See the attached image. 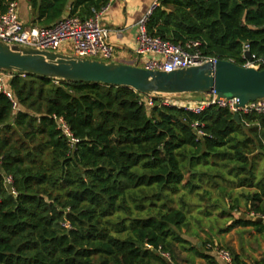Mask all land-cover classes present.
Segmentation results:
<instances>
[{
    "label": "trees",
    "instance_id": "1",
    "mask_svg": "<svg viewBox=\"0 0 264 264\" xmlns=\"http://www.w3.org/2000/svg\"><path fill=\"white\" fill-rule=\"evenodd\" d=\"M109 2L27 0L29 22L49 26L67 11L84 20ZM158 2L151 36L198 41L204 56L238 65L247 44L264 68V0ZM4 72L17 108L0 92V264H222L212 240L184 236L197 234L187 194L231 198V215L239 190L246 214H264L263 113H195L126 86ZM237 225L264 230L250 217L221 230ZM229 251L231 264H247Z\"/></svg>",
    "mask_w": 264,
    "mask_h": 264
},
{
    "label": "water",
    "instance_id": "2",
    "mask_svg": "<svg viewBox=\"0 0 264 264\" xmlns=\"http://www.w3.org/2000/svg\"><path fill=\"white\" fill-rule=\"evenodd\" d=\"M245 56L253 58L249 50L245 51ZM0 70L60 81L126 86L152 97L191 99L214 93L217 98H236L239 106L264 98V68L238 65L224 59L163 71L141 67L137 61L126 64L0 41ZM238 117V113H234V118ZM254 220L261 221L260 218Z\"/></svg>",
    "mask_w": 264,
    "mask_h": 264
},
{
    "label": "built area",
    "instance_id": "3",
    "mask_svg": "<svg viewBox=\"0 0 264 264\" xmlns=\"http://www.w3.org/2000/svg\"><path fill=\"white\" fill-rule=\"evenodd\" d=\"M158 4V0L153 1L150 8L138 22L135 47V54L138 57L137 64L138 61L142 60L143 66L141 67L171 71L216 59L204 56L199 51L200 43L198 41H188L181 45L148 34L145 24L152 9ZM107 6L108 4L98 11L93 10L92 15L84 20L76 16L65 15L49 26H25L18 14L17 1L12 0L8 2L6 10L0 12V41L7 44H22L36 49L53 51H57L65 42H70L72 55L108 60L114 54V46L108 40V30L102 23L101 16ZM246 50H248L247 44L243 47L242 56L245 59L243 66L260 69L261 62L248 59L245 56ZM10 76V73L0 70V92L8 97L12 102L13 108H17L13 93L7 86V79ZM146 97L147 103L152 104L153 97L149 95H146ZM166 103L168 102L166 101ZM210 105L227 107L232 113L256 111L264 114V98H257L248 101L243 106H239L237 99L234 97L217 98L214 93H211L207 94V97L199 102L182 104L183 107L195 113L201 112ZM58 124L72 141L73 139L63 119L59 118ZM191 126L195 129L198 136L204 134L198 123L193 122ZM248 217L252 219L260 218L264 222V214L261 213L250 212ZM212 250L216 257L225 264L232 263V254L228 249L214 247ZM164 255L168 257L167 253H164Z\"/></svg>",
    "mask_w": 264,
    "mask_h": 264
},
{
    "label": "rangeland",
    "instance_id": "4",
    "mask_svg": "<svg viewBox=\"0 0 264 264\" xmlns=\"http://www.w3.org/2000/svg\"><path fill=\"white\" fill-rule=\"evenodd\" d=\"M19 16H21L19 14ZM30 18V17H29ZM25 25V24H24ZM61 48L57 49V51L61 52ZM63 52V50H62ZM66 54H73L72 50L64 49ZM117 62H122L126 64H132L137 59H120L115 56V52L113 56L108 59ZM138 65L143 66L142 60L138 61ZM207 97V94H204L197 98H186V97H177V96H169L164 98L166 102H179L183 103L185 100L194 102H199ZM264 167V158L260 161L259 170L261 171ZM239 191V190H238ZM238 191H234V196L237 195L238 198V208L237 210H232L231 215L229 213H222V210L230 211V206L235 205L236 201L231 198H222L221 195H217L213 192L210 198L203 197L195 193L187 194L186 201L190 203V207L188 210L189 215V230L188 232L194 231L196 235H187L184 233L192 243H195L196 240L202 239H210L214 243V247H224L229 250H233L236 253H239L242 257L247 259L248 264H253L255 259H261L264 256V230L259 231L254 226H242L237 225L229 231H223L221 229L226 228L229 223H231L234 219L243 218L247 219L245 211V199L241 197ZM219 197V201H216L215 198ZM184 230V229H183ZM184 252L182 255L184 257ZM198 261V260H197Z\"/></svg>",
    "mask_w": 264,
    "mask_h": 264
},
{
    "label": "crops",
    "instance_id": "5",
    "mask_svg": "<svg viewBox=\"0 0 264 264\" xmlns=\"http://www.w3.org/2000/svg\"><path fill=\"white\" fill-rule=\"evenodd\" d=\"M16 1L18 4V14L21 15L19 16L20 19L25 26H30L27 0ZM153 1L155 0H112L108 3L101 17L103 26L108 30V40L114 46L116 57L128 60L136 58L138 60L135 54L138 22L150 8ZM61 49L63 52L64 49H70V42H65ZM176 103L182 105L192 103V101L185 100L183 103ZM242 258L246 263L248 262L247 259ZM218 260L222 264H225L220 259ZM196 264H200L199 261H196Z\"/></svg>",
    "mask_w": 264,
    "mask_h": 264
}]
</instances>
